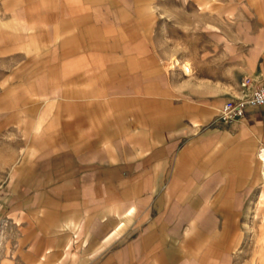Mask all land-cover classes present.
<instances>
[{
	"label": "crops",
	"instance_id": "crops-1",
	"mask_svg": "<svg viewBox=\"0 0 264 264\" xmlns=\"http://www.w3.org/2000/svg\"><path fill=\"white\" fill-rule=\"evenodd\" d=\"M256 83L264 0H0V199L33 263L264 264V104L217 117Z\"/></svg>",
	"mask_w": 264,
	"mask_h": 264
},
{
	"label": "rangeland",
	"instance_id": "rangeland-1",
	"mask_svg": "<svg viewBox=\"0 0 264 264\" xmlns=\"http://www.w3.org/2000/svg\"><path fill=\"white\" fill-rule=\"evenodd\" d=\"M255 8L258 6L255 5ZM170 60L174 61V56ZM167 65L169 66L168 63ZM181 72H184L183 69ZM184 87L189 88L190 85ZM5 139L7 147L0 148V192L8 186L13 176L16 156L19 152V149L9 147V141L12 140L11 134H6ZM23 221L22 218L10 213L9 207H6L0 199V264H35L34 259L38 258L47 246L44 239L32 237L34 232L25 228ZM39 264H46V262L39 261ZM54 264H62V262L55 261Z\"/></svg>",
	"mask_w": 264,
	"mask_h": 264
},
{
	"label": "built area",
	"instance_id": "built-area-1",
	"mask_svg": "<svg viewBox=\"0 0 264 264\" xmlns=\"http://www.w3.org/2000/svg\"><path fill=\"white\" fill-rule=\"evenodd\" d=\"M246 78L243 84H247ZM264 104V83H256L250 92L244 96L226 100L218 109L217 117L223 122H229L242 116L249 106L257 107Z\"/></svg>",
	"mask_w": 264,
	"mask_h": 264
},
{
	"label": "bare ground",
	"instance_id": "bare-ground-1",
	"mask_svg": "<svg viewBox=\"0 0 264 264\" xmlns=\"http://www.w3.org/2000/svg\"><path fill=\"white\" fill-rule=\"evenodd\" d=\"M260 157H261V159H262V161H263V167H264V148L261 150V152H260ZM263 170V169H262Z\"/></svg>",
	"mask_w": 264,
	"mask_h": 264
}]
</instances>
